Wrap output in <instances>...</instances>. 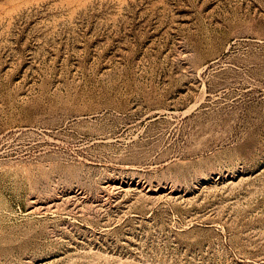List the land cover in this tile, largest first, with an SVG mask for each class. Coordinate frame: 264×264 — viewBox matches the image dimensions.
<instances>
[{"label":"rangeland","instance_id":"374dc122","mask_svg":"<svg viewBox=\"0 0 264 264\" xmlns=\"http://www.w3.org/2000/svg\"><path fill=\"white\" fill-rule=\"evenodd\" d=\"M0 264H264V0H0Z\"/></svg>","mask_w":264,"mask_h":264}]
</instances>
